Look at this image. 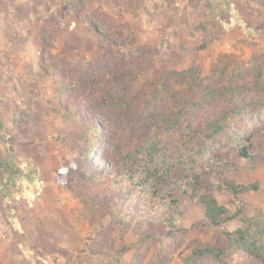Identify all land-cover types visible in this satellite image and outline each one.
<instances>
[{
  "label": "rangeland",
  "instance_id": "374dc122",
  "mask_svg": "<svg viewBox=\"0 0 264 264\" xmlns=\"http://www.w3.org/2000/svg\"><path fill=\"white\" fill-rule=\"evenodd\" d=\"M262 2L0 0V264H264ZM129 65L137 67L130 82L109 84ZM122 88L137 94L135 120L125 102L123 109L100 100L103 90ZM84 90V105L71 107ZM242 106L206 161L182 160L177 146L189 127ZM164 115L180 126L169 130ZM89 124L96 168L106 158L125 163L130 152L162 175L154 182L143 171L149 181L141 188L127 178L135 172L129 161L121 168L118 206L139 217L127 230L82 179L86 163L74 146ZM4 162L19 169L7 185ZM221 170L228 182L258 189L234 198L216 190ZM191 178L234 219L210 226L202 205L176 186L193 189ZM165 216L176 231L156 222ZM236 230L250 232L261 257L224 236ZM202 250L210 252L196 256Z\"/></svg>",
  "mask_w": 264,
  "mask_h": 264
},
{
  "label": "trees",
  "instance_id": "16d2710c",
  "mask_svg": "<svg viewBox=\"0 0 264 264\" xmlns=\"http://www.w3.org/2000/svg\"><path fill=\"white\" fill-rule=\"evenodd\" d=\"M263 7H264V2ZM135 70H137L136 66L129 65L125 66V68H120L116 70L117 76L116 78H113L112 81H108L109 84H116L124 86L127 82H130V78L132 79V76H135ZM114 76V75H113ZM135 79V78H134ZM86 81V79H85ZM112 85H110L111 88ZM190 89H192V86H189ZM87 88V87H86ZM110 89L103 90L102 96H100V100L103 102H107L108 105H116L117 107H121L124 109V102L129 107L128 108V114H132V119L135 120L137 117H139V113H137L136 110V104L130 106V103L133 104L135 102L134 96L132 94H136V92H129L128 90H125L122 88L119 93H115L114 95L109 92ZM121 92H124L123 94H120ZM211 93H215V91H211ZM86 92H79L74 93L69 103L71 107H78L83 106L86 98H83L85 96ZM137 95V94H136ZM260 101H262V104L264 105V82L260 86ZM87 97V95H86ZM247 106L242 107H234L229 110H225L224 112L219 113L217 116H215L212 120L207 121L205 123L198 124L195 127H189L187 129V132L184 135V139L182 140V143H178V150L181 153L182 160H185L184 162H194L198 163L201 161H206L208 156V147L209 145L220 135H224L229 130V124L233 121H235L242 112L246 109ZM130 119L129 121H133ZM80 121V119H78ZM161 121V119H160ZM160 121L158 124H156L158 127L160 125ZM162 121L166 123L169 130L176 129L180 126L179 120L164 115L162 118ZM92 125V124H91ZM91 125L85 126L83 132H80V139L76 142L74 149L78 153V156L80 158L85 159L84 164V172L82 174V179H84V183L88 184V193L89 195L96 200L98 198L99 201L96 200V202H99V206L105 211L106 215H108L110 221L119 229H129L133 226V223L139 219L138 216H135L134 214H130L127 210L121 209L118 206V195L119 193L123 194L124 188L122 190L121 187L124 185L126 180V174L124 170H121V168H124V164L129 161L130 167H134V173L130 174V177H127L129 179L136 180L137 186L141 188H145V185L148 183L149 179L143 174V171H145L150 179L154 180H160L161 174H157L154 172L153 174L147 168L146 161L142 159H138L136 156H133L130 154V152L126 153V162L124 163V156L123 159H114L109 161V159L106 158V160H103V166L101 167H95L91 161L90 158L87 156L88 151L92 148L93 141L90 139V137L87 136L86 132ZM2 123L0 122V131H1ZM155 127V125H154ZM93 128L96 129L95 126ZM94 134H98V130L94 131ZM184 145V147L182 146ZM155 152L152 147H148L144 151L145 156H152V153ZM238 154L240 157L247 159L249 155L247 154L246 147L242 146L238 148ZM154 155V153H153ZM131 157V159L129 158ZM130 159V160H128ZM188 159V160H187ZM126 165V164H125ZM3 167L6 169V172L8 174V177L6 178V185L14 179V176L19 173V169L15 168H9L8 163L4 162ZM219 173V180L220 182L215 186V189L220 192H226L231 197H236L239 194L246 193L248 191H256L257 185L252 186H242V185H236L232 182H228L224 178V172L221 170ZM28 177L31 179V171L27 170V172H24ZM26 178V180H27ZM145 180V181H144ZM29 182V180H27ZM198 179L191 178V182L193 183V189L188 188L187 185L179 186L178 190L182 191L183 193L190 195L191 198L197 200L201 205L203 209V215L206 218V220L209 222L210 226L212 227H219L223 225L226 221L234 219V216H227L226 211L223 207L218 205L217 201L213 197V195L209 192L208 188H206V191L199 192L198 189H195L198 184ZM190 189V190H189ZM143 190V189H142ZM127 200L132 201V197H128ZM175 216V215H174ZM175 218H170L169 216H165L162 219L158 218L156 220L157 223H170V226L172 227L171 230L176 231L174 227ZM260 233H264V229L259 230ZM224 236L228 239V241L236 246L237 248H242L246 252L250 253L251 255H255L256 257H261L259 253L261 251L257 248L258 242H249L250 239V232L247 230H236L234 232H224ZM257 250L259 252H257ZM210 252V250H202L199 251L196 256H202L205 253ZM262 260L264 261V258L262 257Z\"/></svg>",
  "mask_w": 264,
  "mask_h": 264
}]
</instances>
